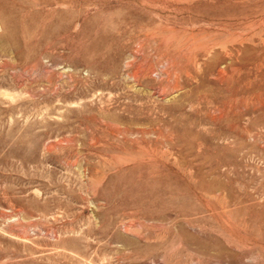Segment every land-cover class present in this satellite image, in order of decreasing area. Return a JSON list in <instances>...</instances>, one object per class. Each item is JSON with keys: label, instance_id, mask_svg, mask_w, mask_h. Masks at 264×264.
I'll list each match as a JSON object with an SVG mask.
<instances>
[{"label": "rangeland", "instance_id": "374dc122", "mask_svg": "<svg viewBox=\"0 0 264 264\" xmlns=\"http://www.w3.org/2000/svg\"><path fill=\"white\" fill-rule=\"evenodd\" d=\"M0 264H264V0H0Z\"/></svg>", "mask_w": 264, "mask_h": 264}]
</instances>
